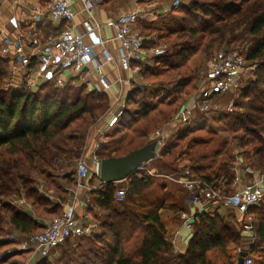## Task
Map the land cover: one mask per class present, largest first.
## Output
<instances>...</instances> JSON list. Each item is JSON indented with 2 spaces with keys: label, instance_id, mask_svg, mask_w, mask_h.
<instances>
[{
  "label": "trees",
  "instance_id": "obj_1",
  "mask_svg": "<svg viewBox=\"0 0 264 264\" xmlns=\"http://www.w3.org/2000/svg\"><path fill=\"white\" fill-rule=\"evenodd\" d=\"M49 1L40 3L45 7ZM169 14V23L158 36L166 40V53L154 59L153 68L139 73L141 80L151 81L156 88L132 84L118 118L126 132L103 142L98 156L101 160L124 156L143 147L149 136L171 122L197 93L201 71L189 63L191 57L201 51L211 54L250 35L245 57L259 65L228 111L232 117L229 132L232 142L239 141L245 147L241 156L251 169L264 172V0H193ZM145 45L158 44L146 40ZM12 65L10 58L0 56V230L5 231L4 224H8L10 231L30 236L39 228L38 217L53 218L64 211L65 198L60 202L41 193L39 185L44 183L37 178L59 174L66 184L77 183L78 162L86 155L93 131L107 117L112 101L107 92H90L85 85L73 83L58 87L48 80L34 89L26 83L13 86ZM202 140L191 138L181 153H190ZM176 145L173 141L163 147L153 167L168 166L163 161ZM218 145L213 164H197L195 171L209 172L225 156L231 159L228 163L233 162L231 144L224 141ZM228 163L221 164L226 170L215 179L199 175L215 185L221 181L229 185L233 172L228 171ZM179 171L177 166L167 170L171 174ZM152 180L140 169L131 174L122 202L116 201L117 183L92 188L87 213L99 218V227L89 236L65 241L70 247L57 258V264H238L236 249L244 244L243 236L220 212L198 215L186 252H178L167 239L168 229L160 212L164 209L177 214L184 208L168 200L167 190L164 195H155ZM10 196L25 197L30 211L8 202ZM96 209L103 216L95 213ZM251 213L256 219L255 240L248 246V255L251 264H264V201ZM11 244L0 241V258Z\"/></svg>",
  "mask_w": 264,
  "mask_h": 264
},
{
  "label": "built area",
  "instance_id": "obj_2",
  "mask_svg": "<svg viewBox=\"0 0 264 264\" xmlns=\"http://www.w3.org/2000/svg\"><path fill=\"white\" fill-rule=\"evenodd\" d=\"M7 1L0 0V15ZM80 1L81 12L85 14L81 22H77L73 0H50L45 7L38 0L34 8H29V14L22 0L12 3V7L19 10V16L13 15L7 20H0V56L10 58L13 63L16 62L12 65L13 86L26 83L29 88L34 89L40 80H53L56 86L64 87L72 83V78H76L90 92L109 93L113 82L105 66L114 61L113 54L107 48L109 42L115 41L118 44V64L124 72H129L128 80H131L133 75L139 74L146 65H151L154 58L166 53L165 46L145 45L146 40L151 41L153 38L143 37L140 31L138 32L140 18L138 12L111 20L107 25L113 30L114 35L105 38L102 33L104 25L96 20L94 14L97 4L103 0ZM183 5H185L184 0H174L170 5H162L160 11L180 9ZM45 16L53 21L66 23L67 28L43 41L38 33L40 21ZM10 29L16 30V37L9 33ZM98 47L101 48L100 52L96 50ZM17 64L25 69V75L20 77L16 74ZM247 64L249 65L247 59L238 52H220L214 56L207 74L199 82L197 93L189 98L173 121L159 130L157 136L151 137V140L157 141L156 156L165 144V131L169 130L170 133L177 123L179 125L192 123L195 118L219 108L217 102H214L216 96L238 88L248 69L254 74V62L249 65L250 67ZM93 75L96 76V81L93 80ZM119 81L124 82V76H120ZM234 103L235 97H232L226 107L227 112L233 109ZM124 107L125 101L119 98L111 106L106 117L111 120V125L116 123ZM98 146L97 144L92 148L89 147L84 158L78 162L77 175L82 181L90 176L100 177L101 159L97 154ZM143 168L150 175L156 171L144 166L139 169ZM166 177L188 191L187 201L194 208L190 212H178V217L182 219V228L192 230L200 214H215L221 208H230L236 211L237 221L241 223L243 229L244 244L236 249V255L239 257L241 252H248V246L255 240V217L251 210L264 201V173L250 170L240 163L235 166L229 185L227 181L215 185L209 180H204L190 167ZM126 193L127 185L119 187L116 201L122 202ZM20 205L26 211L31 209L27 202H20ZM8 227V224H4L5 230ZM96 228L97 223L91 214L87 212L78 214L74 205H68L61 215L50 218L42 225L40 231L27 236L17 244L22 250L32 249L40 257H47L55 246L67 240L89 236ZM1 233L0 230V241L11 239L8 238L9 236H2ZM179 233V231L167 233V239L174 246ZM251 263L252 259L248 255L244 264Z\"/></svg>",
  "mask_w": 264,
  "mask_h": 264
},
{
  "label": "rangeland",
  "instance_id": "obj_3",
  "mask_svg": "<svg viewBox=\"0 0 264 264\" xmlns=\"http://www.w3.org/2000/svg\"><path fill=\"white\" fill-rule=\"evenodd\" d=\"M131 1H133V0H131ZM173 1L174 0H163V2H167V4H169V5ZM192 1L193 0H184V3H185V5H187V4H190ZM33 2H34V0H26V4H25L27 7L25 9L26 11H28V8H31L33 5H36V4H33ZM142 2L146 3V0H142ZM159 2H162V0H159ZM174 10H178V8H173V9L168 10V11L171 13ZM166 16H167L166 18L165 17L160 18V19L157 18L156 20H153V22H149V23L145 22V24H147V25H143V26L140 25V27L138 26V32L140 31V33L143 37L153 38L154 43H156V45L158 44L156 47L161 46V45L165 46V47L167 46L166 40L165 39H159V37H158L160 34L164 33L163 25L166 23H169L170 14H167ZM144 26H149V29H145ZM28 29H29V27H28ZM246 37H247V39L244 40V38H246ZM251 38L252 37L250 35H244L243 38L241 37L237 41L232 40L231 42H228L227 44H225L224 47H221L219 50H214L211 54L207 55L206 53L201 51V52L197 53L196 55L192 56L189 63L193 67H195L201 71V73L199 74V82H201V80L204 79L205 75L207 74V72L209 70V64L216 54H218L220 52H227L228 53L231 50H234L231 52H238L241 54V56L245 57L246 56L245 54H246V52L249 49L250 44H251L248 39H251ZM154 62L155 61L153 60L151 65L148 64L145 67H143L141 69L140 73L142 71H145L147 68H151V67L153 68L155 66ZM254 64H255V70H256L259 63L256 62ZM249 65H251V62H249ZM15 69H16V74L20 77L22 75L26 74L25 69L22 68L21 65L17 64L15 66ZM255 70H254V72H255ZM11 73L13 76L14 71H12ZM251 73H252V70L248 69L246 76L244 77V79L242 80V82L238 88H236L233 91H227L224 94L215 97L214 102H217V106L219 105V108H214L211 112L195 118V120L192 123L180 124V125L177 123L175 125V127L170 130L171 132L175 133V134H173V136L172 135L170 136L168 134L169 130L165 131L164 134H165L166 138H165V144L163 147H165L168 143H171L173 141L177 142L178 145L173 147L172 153L170 155L165 156V159L163 162L168 163V166H165V164H164V166L161 169L160 168L158 169V168L153 167L154 166L153 160L149 162V169L156 170L153 175L149 174V176L153 179L152 180V185H153L152 189H153L155 195H164L165 190H167L166 192L169 194L168 200L170 202H175V203L182 204V205L186 204V198H187V200L189 198V195H188L186 189L184 187H182L181 185L170 181V179H168L166 177V175H169L171 173L167 172V170H170L171 166H174V167L177 166V168H179L180 170L187 168V167H190V168L194 169L193 170L194 172L198 173L197 171H195V166L197 164H201V166L205 167V166H208L210 164H213V163H211V160H212V156L214 154V151L218 148V146L219 147L221 146L218 144L221 142H224V141H228V143L231 144V149H232V154L234 156V160L232 163H228L229 160H231V159H229L227 156L220 158L219 161L215 165H213L211 167V169L209 170V172L210 171L214 172L213 177L212 176H208V177L215 179L219 176V174H221L220 171L226 170L224 165L221 166L222 163H228L227 169H228V171H230V173L231 172L234 173L235 172V166H237L240 163H242L243 165H246L251 170L250 165L242 158L243 156H241L243 154L241 152L245 151V147H242L241 142H239V141H233L232 142V134L229 132V127H230L229 125L232 121V117L230 116V113H228L226 110V107L229 104L230 99L232 97H235V99H236L237 97H239V95L243 91L242 89L244 87H245L244 89H246V86L249 84L248 82L252 79V77L254 75ZM139 75L140 74H135V77L138 76L140 78ZM138 85L140 87H143L144 89H148V90H151V89L153 90L156 88L155 84H153L151 81H149V83L143 81V82H141V84H138ZM226 96H227V99H226ZM166 125L167 124H165L163 127L159 128L154 133H152L149 136V141L151 140V137L157 136L158 131L165 128ZM125 130L126 129H124V131ZM194 137L203 139L204 142H202L203 140L200 141L199 144H197L195 147L191 148L190 153H187V154L184 153V155H183V153H181L182 150H185L186 148H188V143L190 142V139L194 138ZM111 138H113V137H111ZM175 157H176V159H175ZM254 171L261 172V171L255 170V169H254ZM63 173H66V171H63ZM262 173H264V172H262ZM198 174H201V175L207 174L208 175V171L202 172V173L199 172ZM207 175H205V176H207ZM37 179L44 183V184L39 185V189H42V191L40 190L41 193L46 192V194H48L49 196L55 195V198L53 196H51V197H53L54 200L59 199L60 202L62 201L61 199H63L62 197L65 196L64 194H66L65 193L66 190H64V188L61 186V182H65V180L63 179V177L61 175L56 174V177L54 176L51 178H47V177L43 176V177H40ZM41 186H42V188H41ZM117 186L122 187L123 183L119 182V183H117ZM56 198H58V199H56ZM7 201L12 203L13 205L18 206L20 209H23V210H25V209L20 205V202L21 203L22 202L28 203V201L25 197H19V196L7 197ZM172 213H174V212H172ZM223 215L229 216L232 219V224L237 226V228L240 230L241 234L243 233L242 225H241V223H239L237 221V214L235 212H233V211L231 212L228 210V213H227L226 210H224ZM50 217H47V218L38 217L37 218L41 222L39 225V228H37V232L42 229V225L47 220H49ZM255 221H256V219H255ZM10 230H11L10 227H8V229L5 230L6 232L3 231L1 233L2 236H5V237L9 236L8 238H11V239H9L8 241H10L12 243L8 249L9 252L6 251L1 256V258H0L1 262L4 264H34V260L29 261V258H30V256H32V253H33L32 251H34V250H32V249L22 250V249H20L19 245L17 244V243H20L27 236H23L22 234H20V232H12ZM69 247H70V245H68V242H63V243L55 246L54 248H52L50 250L49 256L40 257L37 262L40 261V264H43L42 262L46 261V262H50V264H57V258L60 257V254H62L67 249H69ZM232 248H234V247H232ZM263 261H264V258H263Z\"/></svg>",
  "mask_w": 264,
  "mask_h": 264
},
{
  "label": "crops",
  "instance_id": "obj_4",
  "mask_svg": "<svg viewBox=\"0 0 264 264\" xmlns=\"http://www.w3.org/2000/svg\"><path fill=\"white\" fill-rule=\"evenodd\" d=\"M17 0H8L5 7L2 9V14L0 15V20H7L9 17L13 15L19 16V10L14 9L12 7V3H16ZM38 0H34L33 4H37ZM24 4H26V0H22ZM167 5V2H159V0H146V3L142 2V0H103L96 6L95 11V18L100 23H103L102 33L105 38H110L112 35H114L113 30L107 25L109 22L113 19H116L122 15H126L129 13H136L138 12L140 15V18L138 20V26L140 27L145 24V22H153V20H156L157 18H166L167 14H169V11H160L162 5ZM74 10L76 13V19L77 22H81L82 19H84L85 14L81 12L82 3L80 0H73ZM34 6V5H33ZM31 8H34V7ZM26 7V5H25ZM27 8V7H26ZM25 8V9H26ZM29 10V8H28ZM29 14V11H27ZM62 22H56L50 19L49 17L45 16L40 21V29L38 35L40 36L41 40L45 41L50 37H53L57 34H59L61 31L65 30L67 28V24L64 27V24ZM24 29V28H23ZM48 31V32H47ZM47 32V33H46ZM9 33H11L12 36L16 37L17 32L14 29H10ZM107 48L111 51V53L114 56V61L110 64H107L105 66V70L110 78V80L113 82L112 90L109 92V95L111 97L112 105L115 104L117 99L121 101H126L127 94L131 91L132 84L138 83L141 84L143 82L138 76L135 77V75L132 76L131 80H128L129 78V72H124L121 67L118 64V44L113 41L109 42L107 45ZM30 50V49H28ZM97 51L100 52L101 48H96ZM13 64H16L14 62ZM120 76H124V82H120L119 78ZM93 80L96 81V76H92ZM72 83L75 85H83L81 81H78L79 79L72 78ZM40 83L43 82L42 80L39 81ZM110 119H103L101 122L97 124L95 127L89 147L92 148L95 145H100L105 142L109 141L111 139H115L120 137L126 129L125 125L119 124V120L116 121L114 125H111ZM170 136L175 134L174 132L168 133ZM113 137V138H111ZM145 168L149 169V162L143 165ZM151 167V166H150ZM139 170V169H138ZM140 172L143 175H149V173L143 168L140 169ZM207 175V174H205ZM214 172H208L207 176L213 177ZM77 177V183L74 185H68L66 182H61V186L66 190L65 196L62 198H65V202L63 203V208L65 209L68 205H74L78 214L86 213L88 210V206L90 204V191L92 188H97L100 186L101 182L99 178H96L95 176H90L86 180H80V178ZM123 183V186L127 185V181L120 182ZM187 191V190H186ZM45 193V192H44ZM43 193V194H44ZM188 193V191H187ZM46 194V193H45ZM48 195V194H47ZM189 195V193H188ZM49 196V195H48ZM55 198V195H51ZM49 196V197H51ZM51 197V198H53ZM57 197V196H56ZM58 199V198H56ZM59 200V199H58ZM182 205V204H181ZM184 210L186 212H190L194 210V208L188 203L186 198V204L182 205ZM224 210L228 213L229 211H233L236 213L235 210L228 209V208H221L219 210L220 213L224 214ZM182 211V210H181ZM95 213H98L99 215L103 216V212H99L97 209L95 210ZM91 216L94 218V220L97 223V228L99 227V218L98 220L90 213ZM227 215V214H226ZM161 220L165 224L166 228L168 229V232L173 231H179L180 233L177 235V240L175 244V248L178 252H186L188 247V241L193 236V232L191 230H188L186 228H182V220L178 217V213H172L169 210H162L160 213ZM228 220L232 222V219L227 216ZM18 232V231H13ZM9 252V250L7 251ZM32 256H30V260H34V264L37 263L40 256L35 251H32ZM61 255V254H60ZM33 258V259H32ZM4 264V263H2Z\"/></svg>",
  "mask_w": 264,
  "mask_h": 264
},
{
  "label": "water",
  "instance_id": "obj_5",
  "mask_svg": "<svg viewBox=\"0 0 264 264\" xmlns=\"http://www.w3.org/2000/svg\"><path fill=\"white\" fill-rule=\"evenodd\" d=\"M156 140L147 142L143 147L124 156L109 157L101 160L100 182L115 184L126 181L131 174L156 157ZM248 252L240 253L238 264H244Z\"/></svg>",
  "mask_w": 264,
  "mask_h": 264
}]
</instances>
